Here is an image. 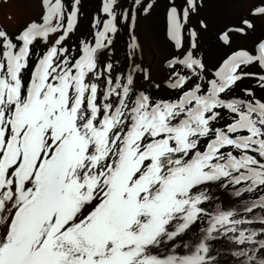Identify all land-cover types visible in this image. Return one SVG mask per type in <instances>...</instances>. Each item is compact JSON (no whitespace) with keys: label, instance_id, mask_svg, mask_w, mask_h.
<instances>
[{"label":"snow or ice","instance_id":"1","mask_svg":"<svg viewBox=\"0 0 264 264\" xmlns=\"http://www.w3.org/2000/svg\"><path fill=\"white\" fill-rule=\"evenodd\" d=\"M210 2L169 0L178 54L163 86L175 98L137 87L161 88L134 60L137 13L152 0H102L78 48L67 41L81 0H42L38 21L0 30V264H264V98L235 94L246 78L264 90V39L233 50L254 25H225L227 51L207 67L188 24ZM250 15L264 18V0ZM119 25L127 70L101 60ZM220 189L236 203L223 205Z\"/></svg>","mask_w":264,"mask_h":264},{"label":"bare ground","instance_id":"2","mask_svg":"<svg viewBox=\"0 0 264 264\" xmlns=\"http://www.w3.org/2000/svg\"><path fill=\"white\" fill-rule=\"evenodd\" d=\"M63 2L67 7L71 0H63ZM152 2L154 7L148 15L137 13L134 35L137 38L139 50L134 60L149 72L152 82L161 84V88H150L149 83L142 78L137 79V87L150 91L157 98H175V94L163 86L169 71L166 63L172 56L178 54L166 35V9L169 0H152ZM173 2L178 8L184 4V0H173ZM101 3L102 0H81L78 26L67 41L70 48L73 45L78 48L79 40L90 38L91 19L94 14H99ZM119 3L121 7L129 8L132 0H119ZM260 3L261 0H211L209 6L202 8L199 14L190 15L188 27L198 30V54L203 57L207 67L216 66L227 51L218 42V31L225 25L233 28L242 26L239 24L241 18H248L254 27L246 30L244 35H233V50L244 49L254 53L255 46L264 39V18L250 15V9L259 6ZM41 14L42 0H0V30L14 35L28 22L38 21ZM201 18L209 20L210 27L207 31H201L197 27ZM184 35L185 48H187V32ZM128 42L127 27L119 25V31L113 41L111 57L105 55L101 57V60L107 62L110 58L117 69L127 70ZM248 70L258 71V68L250 67ZM27 79L26 73L25 80ZM240 87H253L256 96L264 98V90L255 88V81L251 78L240 82L235 90L237 96L241 95ZM214 195L219 197V201L225 206L236 203L235 199L222 189L214 190ZM224 264H227V259L224 260Z\"/></svg>","mask_w":264,"mask_h":264}]
</instances>
